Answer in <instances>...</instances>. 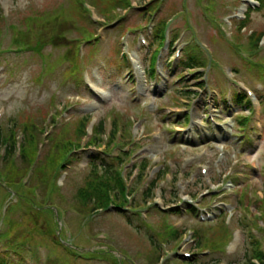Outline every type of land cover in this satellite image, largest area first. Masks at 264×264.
Returning a JSON list of instances; mask_svg holds the SVG:
<instances>
[{
	"label": "rangeland",
	"instance_id": "374dc122",
	"mask_svg": "<svg viewBox=\"0 0 264 264\" xmlns=\"http://www.w3.org/2000/svg\"><path fill=\"white\" fill-rule=\"evenodd\" d=\"M103 1L104 5H109L108 0ZM131 1L133 5L137 2L144 6L142 9H137L135 6L137 10L126 11L124 8L118 10L117 18H120L118 23L113 27L100 30L98 40L88 43L83 42L84 38H88L84 31L95 33L99 24L94 27L91 23L80 21L76 17L74 5L77 10L81 5L88 6L93 10L96 7L101 10L100 0H0V14L3 12L5 15L0 18V109L5 111L0 121V127L6 124L13 125L16 119V133L19 140L21 139L19 133L25 121L29 123L34 121L38 131L43 127V131L46 132L38 133L37 136L38 151L41 153V157L38 159V161L40 160L39 165L44 156L51 150H55L51 146L53 139L67 140L71 137L76 140L75 125L82 114L92 115L95 124L104 119L109 127V119L114 117V113H117L122 118V121H119V124H122V129L125 127L134 135L136 134L132 127L134 123H137L138 128L144 124L148 128L147 133H160L157 140L149 137L145 143L147 145L144 144L146 149H149L147 155H151L150 158L157 163L156 167H151L149 173L147 172V179L144 180V183L153 176H157L156 174L167 165V167H171L174 175H177L179 183L182 181V184L184 182L189 184L187 193L192 191L197 194L204 193L208 188L213 190L217 185V173L221 170L219 166L211 167L206 177H201L196 171L193 184L185 177L181 180V173L177 165L181 157L187 154L183 151L187 150L188 146L186 149L184 148V145L187 144L184 135L178 133L177 136H173L174 130L177 127H185L179 123L184 121L185 116L183 115L186 113L188 103L196 96L203 84L208 83L210 89L218 84V87L223 90L226 86H231L226 78L224 81L226 83L223 82L222 69L228 67V64L232 66L235 74L247 83L252 84L259 79L264 82V57L259 55L258 50L251 48V41L246 38L250 30L262 32L260 45L264 51V10L252 11L249 14L247 30L239 32L235 28V25L238 24L236 21L230 23V18H227L224 23V19L230 14H237L238 8L241 7L240 0H159L157 3L155 0ZM155 4L159 7L154 6ZM143 9L156 11L149 18L151 13L148 12L147 16V12L144 14ZM113 12L114 10H109V13L101 16L106 18ZM84 15L88 18V12ZM29 18L35 20L26 21ZM167 19H171L168 29L171 37L174 32L186 30L183 42H198L199 46L197 43L193 44L192 50L198 55H201L202 52L209 55L210 59L207 58L209 68L206 69L204 77L184 73L185 78L179 79V67L176 70L171 69L169 58L165 57V50L162 49L159 66H164V70L159 71L160 77L157 80H151L148 77L149 81L146 84L143 69L148 71V64L142 61L138 66L140 67L138 70L139 85H135L132 82L135 79L133 76L130 77L131 81H128L130 72H125L126 65L124 66L122 63L119 52L124 53L129 38L133 39L139 47L137 35L140 31L138 32V30L155 26L160 21ZM10 26L16 28L12 30ZM105 30L106 34H104ZM123 33L129 34V38L126 39ZM229 35H231L230 40ZM102 38H106V40L100 41ZM14 41L17 43L14 44ZM149 41L150 39H148V43ZM20 44H25L22 46L26 49L17 52V45ZM77 46L85 47L82 50L84 57L78 55V59L76 58L74 47ZM148 49L149 46L143 47L138 53L146 56ZM37 50L40 55L36 54ZM135 50L138 49L134 47L131 52ZM124 59L127 61V58ZM44 60L48 63L44 64V70H41ZM84 70L90 73L89 78L101 86L105 95L109 96L105 102L102 103L97 95L85 89L83 79L81 82ZM167 74L169 79H167ZM165 85L166 90L164 89ZM185 87L187 90L181 92L180 89ZM181 93L186 94L188 98L183 97ZM77 96H80V99ZM150 102L153 103L152 110L148 108ZM68 103L73 107L64 114L61 109ZM238 108L239 111L237 109L234 111L244 110L242 107ZM198 109H200L198 115L204 112L203 105L198 106ZM55 114L60 117L56 121V126L51 127L48 119ZM142 117H145V120H141ZM230 117L232 115H229V112L220 115V121L224 123V127L217 130L215 137L212 133L210 135L202 133L199 142L187 145L194 151L206 146L208 154L212 158L217 151L229 149L230 155L224 160L226 164H229L234 156L243 154L247 163L258 168L254 172L249 169L246 172L245 169L246 180L243 177L245 184L249 183L250 188L261 197L264 190V122H260L263 136L258 142L253 141L247 146H239L238 140L231 134L232 121L229 119ZM132 120H134L133 124ZM127 121L130 122V125H127ZM65 124L66 127L63 128ZM85 144L86 138L82 140L81 147ZM93 154L80 152L75 155L76 158L69 162L70 169L67 175L61 177L58 174L55 183L58 180L59 185L55 193H49L38 178H32L30 181L29 186L36 187L34 190L35 202L39 205L43 201L48 204L52 203L53 207L59 211L60 223L55 225L46 215L49 212L44 207L46 205H43L42 208L32 207V210L23 205H15L13 199L11 200V194L14 195L17 190L13 186H9L0 176V223L3 235V239L0 240V255L5 251L7 245L5 244L6 232L18 231L17 234L22 236L24 243L23 246L17 247V252L11 249L7 252L6 259L9 264H154L150 263L148 259L150 243L147 240V235L148 239L149 235H154V233L157 236L160 222L164 231L167 230L166 227L171 229L174 218L165 213L158 212V214L155 208L151 209L152 204L148 203L146 206H150V208L146 210L147 219L144 221L140 220V217H137L132 211H102L94 213L95 215L92 216L82 215L77 211L75 202L77 189L85 181L88 172L87 159ZM110 154L111 157H114L116 150ZM166 157L172 159L170 165H168ZM127 160H132V156ZM21 162L22 160L18 161L17 159L14 163L20 165ZM3 166L4 163L0 161V171L6 175L7 171L3 169ZM130 167L129 162L123 169V174L126 177L132 171ZM30 174L31 172L28 175ZM12 176L16 177L15 174ZM209 179L213 180L215 186ZM27 181L28 176L26 175L23 182L27 183ZM240 183L244 185L243 182ZM169 187V183L162 181L156 191V198L158 199L160 196L164 202H167V193L163 189L168 192ZM144 188L145 186L142 185L137 190L141 192ZM183 189L181 188V191ZM4 192L9 194L6 195ZM48 196L51 198L50 201L47 200ZM140 196V194L135 196L136 199L132 205L142 207ZM234 204H236L234 199H231L228 212L233 211L232 205ZM4 209L6 210L4 211ZM234 211V217L242 213L240 209ZM27 213L30 214L34 223L28 222L29 215L25 216ZM18 221L22 224L19 225ZM53 226L58 237L50 232L53 230ZM188 226L196 227V222H189ZM234 227L231 226L230 229ZM210 234L208 235L210 236ZM246 234V232L243 233L241 245L242 242H245ZM57 238L61 245L56 243ZM190 240L191 238L186 232L184 240L178 244L180 247L177 246L178 249L172 247L173 243H169L166 248L160 246L158 254L166 256L168 251V257L174 259L177 256L175 253L172 254V249H177L179 253L188 250L198 253L194 246L195 243H191ZM158 241L161 245L165 244L163 238H158ZM64 246L74 249H89L87 252L96 253L89 257L76 256L72 258ZM241 249L242 246L231 259L222 258L215 251H213L215 254L209 253L208 255V252L199 254L198 259L200 264H210L212 255L211 258H222L230 263L236 256L241 255ZM79 254L81 255V253ZM180 261L182 262V260ZM171 262V264H180L177 261ZM155 264H168V262L163 257Z\"/></svg>",
	"mask_w": 264,
	"mask_h": 264
},
{
	"label": "trees",
	"instance_id": "16d2710c",
	"mask_svg": "<svg viewBox=\"0 0 264 264\" xmlns=\"http://www.w3.org/2000/svg\"><path fill=\"white\" fill-rule=\"evenodd\" d=\"M108 4L106 7V13H109V10H116L123 4V6L128 5L127 0H108ZM262 6L264 7V0H262ZM79 11L82 15H84V11L82 8H79ZM80 14V15H81ZM111 17V15H110ZM160 34V31L156 33V36ZM263 35V33H252L249 37V40L251 41V48L254 49L256 47L257 42L259 41L260 37ZM201 59L198 56L193 55V52L190 51L187 55L186 58L181 63V69H193L199 66H202ZM152 74V71H151ZM184 95V94H183ZM185 96H187L185 94ZM238 100L241 102L242 98H238ZM238 101V102H239ZM117 119H120L119 117H116ZM88 118H83L82 120L79 121L78 125V138H80L84 134V126L87 122ZM247 122L246 117L238 115L236 118V129L237 130H242L244 132V127L245 123ZM103 121H100L96 127L95 130V135L94 138L92 139L91 143L97 144L101 139L100 135H103ZM114 130V129H112ZM25 143L23 145V150H22V156L21 160L22 163L28 164L31 160L32 157L35 153L36 150V144H37V138L36 135L34 134V128L33 126H28L25 129ZM112 131V135H113ZM8 136H4L0 132V148L2 146V141L3 138H6L8 143L5 145V148L2 152V162L4 163L5 170L8 172V175H6V183L13 184L15 186L16 183L22 178L25 170V166L22 165L21 170L16 171V177H13V165L10 161V157L13 154L14 151V143H13V133L9 129L8 130ZM70 143H55V148L56 152L55 155L49 153L46 158H45V166H44V172L41 173V170L36 171V175H39L40 178L43 176L45 178H48L54 168V165L56 162L59 160L60 156L62 153L68 149V146ZM115 165L113 163H107L103 161L102 159H99V163L96 161L92 162L90 165L89 173L86 177L85 183L83 187H81L78 190L77 193V211L83 215L90 214L98 209H103L105 208L106 204L110 201V196L109 193L116 194L115 192L117 191L120 194V200L124 202L122 198V191H123V183L119 177V175L115 171ZM42 175V177L40 176ZM48 183L50 184V178L47 179ZM15 189L17 190L16 192V197L18 199L19 204H27L29 206L32 205L33 199L29 198L28 192L29 190L24 189L19 186H15ZM3 190V189H2ZM6 193V192H4ZM246 191L244 190L242 192V196L245 195ZM8 195V194H7ZM23 202V203H22ZM121 203V202H120ZM261 204L264 206V202L262 201ZM258 208L260 206L258 205ZM262 209V208H261ZM49 215L52 216V211L49 210ZM245 218L243 217L242 222H245ZM20 223L19 225H21ZM167 230L158 234L156 238H153L152 236L149 237L150 242L152 244H156V241H158V238H164L168 236H176L175 232H171L168 227H166ZM207 231H214L215 234L212 237H207L206 233ZM10 236V242L13 243L16 241L17 235L16 231H10L9 232ZM196 236V248L202 249V250H208L209 248H217L220 247L222 242L227 238V230L223 226L221 221H215L213 224L206 226L205 228H198L195 232ZM156 240V241H155ZM155 241V243H154ZM251 244V249L248 252L246 248L243 251V264H254L252 261V258H259L261 257V252L259 249V246L257 242H250ZM234 263V262H233ZM0 264H6L4 262ZM194 264V263H193ZM210 264H215L214 261L211 260ZM235 264V263H234Z\"/></svg>",
	"mask_w": 264,
	"mask_h": 264
}]
</instances>
